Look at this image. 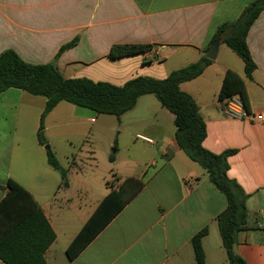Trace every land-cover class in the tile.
<instances>
[{"label":"crops","instance_id":"0c3cea01","mask_svg":"<svg viewBox=\"0 0 264 264\" xmlns=\"http://www.w3.org/2000/svg\"><path fill=\"white\" fill-rule=\"evenodd\" d=\"M251 1L0 0V53L11 49L32 64L54 61L64 77L118 85L138 75L163 78L205 55L217 28L234 21ZM76 37V44L55 59L60 47ZM121 43L152 47L109 58L110 47ZM246 43L256 65L249 78L244 76L243 61L220 38L216 57L179 88L194 98L204 119L203 146L214 153L233 150L227 156V175L248 195L246 228L236 233L233 248L246 264H264V123L229 117L225 101L217 97L230 69L244 79L249 113L264 111V10L251 24ZM222 44L229 49H220ZM63 102L47 117L54 118L61 106L77 122H95L100 115ZM44 105V97L18 88L0 93V200L8 178L33 196L55 234L44 252L46 264H195L190 239L203 228H207L202 237L204 264L227 263L216 220L226 198L179 148L174 115L153 94L139 96L119 117L129 114L135 138L151 152L147 166L153 167L152 172L144 170L137 176L116 172V159L110 161L108 155L104 172H95L90 164L88 176L83 174L86 170L77 169L76 176H66V183L59 181L55 172H60L46 158L50 147L45 145L51 141L44 137L48 125L42 131L44 144L37 138ZM129 176L144 180L143 187L69 259L66 248L80 228L103 197ZM0 264L6 263L0 260Z\"/></svg>","mask_w":264,"mask_h":264},{"label":"trees","instance_id":"16d2710c","mask_svg":"<svg viewBox=\"0 0 264 264\" xmlns=\"http://www.w3.org/2000/svg\"><path fill=\"white\" fill-rule=\"evenodd\" d=\"M262 10L264 0H252L234 21L220 25L209 42L210 45L219 35L221 42L243 61L244 76L247 78L251 76L256 65L250 55L246 35ZM76 42L77 37L62 45L55 59ZM151 47L150 44L138 43L114 44L107 56H131L147 52ZM210 62V59L202 55L196 62L172 70L163 78L138 75L118 85L84 76L64 77L54 61L42 64L28 63L16 52L7 49L0 53V93L8 88H18L45 98L37 131L41 144H44L43 120L60 101L88 108L96 114H111L119 118L135 105L139 96L153 94L160 105L174 115L175 138L179 148L190 160L198 164L226 198V207L216 217L221 243L227 257L226 264H246L233 248L236 233L246 228L245 201L248 196L227 175V156L233 150L214 153L203 146L202 142L206 136L204 119L194 98L179 88L180 83L200 75ZM234 95L239 96L244 108L248 110L244 79L233 70L227 69L217 97L219 101H225ZM46 158L48 164L60 172L63 182L66 183L68 169L59 164L49 148L46 150ZM108 158L112 161L114 156L110 154ZM143 185L144 180L141 178L129 176L122 180L119 188L106 194L67 246L68 258H74ZM2 187L0 185V189ZM5 188L6 195L0 200V260L6 264H46L44 252L55 238L53 229L29 191L11 178L6 180ZM206 233L207 228H203L190 239L195 264H204L202 237Z\"/></svg>","mask_w":264,"mask_h":264},{"label":"rangeland","instance_id":"374dc122","mask_svg":"<svg viewBox=\"0 0 264 264\" xmlns=\"http://www.w3.org/2000/svg\"><path fill=\"white\" fill-rule=\"evenodd\" d=\"M220 49L229 48L222 44ZM61 105L69 104L63 102ZM55 113L54 118L46 115L43 120V124L49 126L44 137L51 140L45 146L50 147L63 168H69L67 178L69 175L76 176L77 169L86 170L82 173L88 176L90 164L95 172H104L109 165L106 158L110 154L116 159L113 167L119 174L137 176L144 170L147 174L152 172L153 167L147 166L151 152L147 144L135 138V127L127 117L129 114L123 118L100 114L95 122H77L66 114L67 110L62 106ZM72 161L77 162L72 164ZM55 175L62 182L57 172Z\"/></svg>","mask_w":264,"mask_h":264},{"label":"built area","instance_id":"2783aa9c","mask_svg":"<svg viewBox=\"0 0 264 264\" xmlns=\"http://www.w3.org/2000/svg\"><path fill=\"white\" fill-rule=\"evenodd\" d=\"M224 112L229 117L235 119H246L254 122L264 123V111L260 113L250 114L249 111L244 108L241 99L237 95H234L231 98L225 100ZM138 137L148 142L152 141L151 139L146 138L142 135H138ZM262 224L264 225V220L262 221Z\"/></svg>","mask_w":264,"mask_h":264},{"label":"water","instance_id":"95a60500","mask_svg":"<svg viewBox=\"0 0 264 264\" xmlns=\"http://www.w3.org/2000/svg\"><path fill=\"white\" fill-rule=\"evenodd\" d=\"M220 42V36L218 35L210 44V47L208 49V51L206 52L205 56L210 59L213 60L216 57L217 54V50H218V45Z\"/></svg>","mask_w":264,"mask_h":264}]
</instances>
